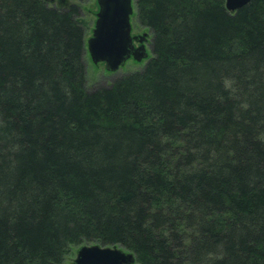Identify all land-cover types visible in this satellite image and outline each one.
<instances>
[{"label":"trees","instance_id":"trees-1","mask_svg":"<svg viewBox=\"0 0 264 264\" xmlns=\"http://www.w3.org/2000/svg\"><path fill=\"white\" fill-rule=\"evenodd\" d=\"M56 2L0 0V264H264V0H135L153 55L93 88Z\"/></svg>","mask_w":264,"mask_h":264},{"label":"water","instance_id":"water-1","mask_svg":"<svg viewBox=\"0 0 264 264\" xmlns=\"http://www.w3.org/2000/svg\"><path fill=\"white\" fill-rule=\"evenodd\" d=\"M251 0H226L230 11H236ZM99 11L87 50L94 63L105 62L108 70L116 71L129 58L142 60L148 56L145 45L136 47L132 35L131 15L135 0H98ZM141 39V38H139ZM135 253L122 246L82 244L73 264H135Z\"/></svg>","mask_w":264,"mask_h":264},{"label":"rangeland","instance_id":"rangeland-1","mask_svg":"<svg viewBox=\"0 0 264 264\" xmlns=\"http://www.w3.org/2000/svg\"><path fill=\"white\" fill-rule=\"evenodd\" d=\"M55 1L60 2L61 0H55ZM62 1L64 2L69 1L70 3L71 2L80 3L79 0H62ZM80 4L82 8L81 21L83 22V25L85 26L86 29L85 43L87 49L88 39L93 34V29L95 27V23L97 20L99 4H98V0H86L85 2H82ZM131 23H132V35L134 37L135 46L139 47L141 46L140 44L145 45L146 50L148 52V56L140 61L136 60L134 57H131L123 65H121L118 70L111 71L107 69L105 62L94 63L93 60L91 59L88 50H86L85 61H86L88 88H93L94 86L97 85H108L117 77H120L132 71L142 69L146 65L150 57L153 55L150 45L151 42L150 31L148 28L140 25L137 17L136 8L133 14L131 15ZM137 38H141V41L139 42ZM78 248L79 246L73 248L70 255L65 260V264H73V260L76 256V252ZM122 248L125 249L124 247Z\"/></svg>","mask_w":264,"mask_h":264},{"label":"flooded vegetation","instance_id":"flooded-vegetation-1","mask_svg":"<svg viewBox=\"0 0 264 264\" xmlns=\"http://www.w3.org/2000/svg\"><path fill=\"white\" fill-rule=\"evenodd\" d=\"M137 39H138L139 42L141 41V39H139V38H137ZM140 45H142V44H140Z\"/></svg>","mask_w":264,"mask_h":264}]
</instances>
